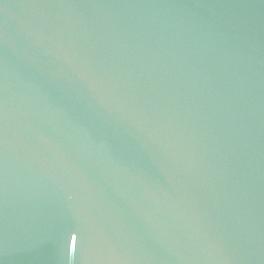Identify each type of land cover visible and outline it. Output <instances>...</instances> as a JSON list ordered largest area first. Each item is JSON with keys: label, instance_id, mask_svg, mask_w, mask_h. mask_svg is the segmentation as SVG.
Here are the masks:
<instances>
[{"label": "water", "instance_id": "obj_1", "mask_svg": "<svg viewBox=\"0 0 264 264\" xmlns=\"http://www.w3.org/2000/svg\"><path fill=\"white\" fill-rule=\"evenodd\" d=\"M0 264H264V0H0Z\"/></svg>", "mask_w": 264, "mask_h": 264}]
</instances>
